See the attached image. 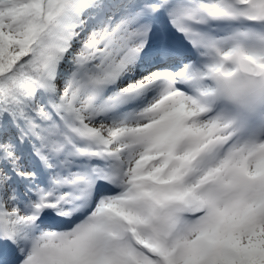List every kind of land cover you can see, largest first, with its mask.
<instances>
[{
  "label": "snow or ice",
  "instance_id": "6c2138e0",
  "mask_svg": "<svg viewBox=\"0 0 264 264\" xmlns=\"http://www.w3.org/2000/svg\"><path fill=\"white\" fill-rule=\"evenodd\" d=\"M0 264H264V0H0Z\"/></svg>",
  "mask_w": 264,
  "mask_h": 264
}]
</instances>
